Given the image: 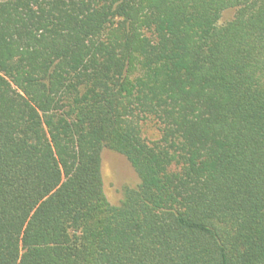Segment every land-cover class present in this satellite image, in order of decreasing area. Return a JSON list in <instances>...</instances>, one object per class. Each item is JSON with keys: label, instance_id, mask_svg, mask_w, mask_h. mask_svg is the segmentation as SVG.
Masks as SVG:
<instances>
[{"label": "trees", "instance_id": "trees-1", "mask_svg": "<svg viewBox=\"0 0 264 264\" xmlns=\"http://www.w3.org/2000/svg\"><path fill=\"white\" fill-rule=\"evenodd\" d=\"M0 264H264V0H0Z\"/></svg>", "mask_w": 264, "mask_h": 264}, {"label": "rangeland", "instance_id": "rangeland-1", "mask_svg": "<svg viewBox=\"0 0 264 264\" xmlns=\"http://www.w3.org/2000/svg\"><path fill=\"white\" fill-rule=\"evenodd\" d=\"M231 17L232 11L224 12L220 23L229 20ZM101 160L103 191L108 202L116 205L121 199L124 187L133 186L137 183V176L127 160L113 151L104 149Z\"/></svg>", "mask_w": 264, "mask_h": 264}]
</instances>
